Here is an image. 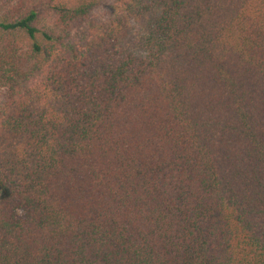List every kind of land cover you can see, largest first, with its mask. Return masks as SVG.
<instances>
[{
	"label": "trees",
	"instance_id": "trees-1",
	"mask_svg": "<svg viewBox=\"0 0 264 264\" xmlns=\"http://www.w3.org/2000/svg\"><path fill=\"white\" fill-rule=\"evenodd\" d=\"M0 264H264V0H0Z\"/></svg>",
	"mask_w": 264,
	"mask_h": 264
}]
</instances>
